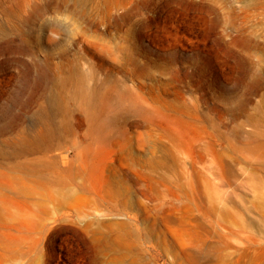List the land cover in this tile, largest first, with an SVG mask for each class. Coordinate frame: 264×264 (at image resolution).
<instances>
[{
	"label": "rangeland",
	"instance_id": "374dc122",
	"mask_svg": "<svg viewBox=\"0 0 264 264\" xmlns=\"http://www.w3.org/2000/svg\"><path fill=\"white\" fill-rule=\"evenodd\" d=\"M0 171V264H264V0H0Z\"/></svg>",
	"mask_w": 264,
	"mask_h": 264
},
{
	"label": "bare ground",
	"instance_id": "6f19581e",
	"mask_svg": "<svg viewBox=\"0 0 264 264\" xmlns=\"http://www.w3.org/2000/svg\"><path fill=\"white\" fill-rule=\"evenodd\" d=\"M67 3L69 2V0H66ZM60 74V73H59ZM82 76V75H81ZM78 89V88H77ZM80 90V89H79ZM83 91V98H84V105L86 107V111H87V116L90 117L92 123L95 125H97V121H98V116H97V112L95 110H93L94 105H95V100L98 97V93L92 89H86V90H82ZM80 93V91H79ZM82 93V92H81ZM57 103V102H56ZM111 119V118H110ZM34 140L39 144V143H43L45 144V148L49 149L47 141L49 140V136H40V135H35ZM21 148V146H20ZM21 151V150H19ZM13 157L17 156V147L16 149L13 151L12 153ZM28 169L30 171V173H32L31 171H33V169L31 168V164L28 163ZM23 166L21 164H16L13 165L9 168L11 173H14L16 176H18V172L20 170H22ZM2 177V172L0 171V178ZM79 178V177H78ZM4 186L2 183H0V193L4 190Z\"/></svg>",
	"mask_w": 264,
	"mask_h": 264
}]
</instances>
